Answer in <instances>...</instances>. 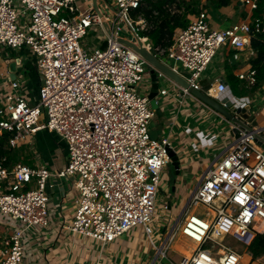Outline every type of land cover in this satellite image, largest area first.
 <instances>
[{"label": "built area", "instance_id": "2783aa9c", "mask_svg": "<svg viewBox=\"0 0 264 264\" xmlns=\"http://www.w3.org/2000/svg\"><path fill=\"white\" fill-rule=\"evenodd\" d=\"M111 1L118 13L107 15L99 9L114 37L107 35L93 9L80 12L78 0H0V47L28 48L41 81L39 101L32 105L21 93L18 78L0 80V87L7 90L0 94V136L10 133L8 147L14 149L48 131L65 142L68 153L60 172L23 163L11 166L7 157L0 158V217L16 225L0 264H24L25 234L49 227L47 188H52V177L73 181L76 208L66 227L73 235L105 247L141 229L151 247L148 264L166 260L167 264H241L243 254L228 240L240 242L248 253L256 235L264 233V149L251 133L241 132L208 165L174 224L170 225L168 215L158 216V197L172 147L168 138L152 137L155 111L148 95L140 92L154 67L117 40L124 38L121 33L131 22L128 16L144 0ZM262 1L241 0L252 11ZM134 24L137 33L149 28L142 17ZM97 27L106 34V47L84 48L83 39ZM261 31L264 13L252 25L238 23L216 31L202 11L169 49L142 39L161 60L171 61L175 72L181 66L190 75L191 89L200 91L203 73L223 46L244 50L254 33ZM158 79L171 82L160 72ZM246 79L249 88H255L256 71ZM171 84L177 86L175 96L181 103L191 97L211 109L190 90ZM211 85L207 95L226 109L236 112L244 107L227 97L225 82ZM158 96H168V91L159 89ZM161 207L164 214L172 211L168 201ZM159 218L165 221L164 227ZM179 237L194 247L176 262L169 254Z\"/></svg>", "mask_w": 264, "mask_h": 264}, {"label": "crops", "instance_id": "0c3cea01", "mask_svg": "<svg viewBox=\"0 0 264 264\" xmlns=\"http://www.w3.org/2000/svg\"><path fill=\"white\" fill-rule=\"evenodd\" d=\"M180 1L175 0L169 6L168 9L171 13L182 14L184 10L178 9ZM216 1L202 0L203 8L201 10V12H207L210 27L216 31L227 29L238 23L252 25L264 13L250 10L241 0L232 1L223 7H218ZM102 4H106V7L109 8L108 15L118 13L110 0H99L100 9ZM77 5L82 13L93 9L92 0H78ZM198 15H188L187 18L191 23ZM128 18L131 19L129 23L133 29H138L134 24L138 19L133 20L129 16ZM129 26L125 24L122 36L127 40L135 41V36L133 39L125 36V34L134 35ZM92 30L97 36V45L93 47L102 48L106 42L105 32L98 27ZM23 49L25 50L22 51ZM23 49L20 52L11 53L14 50L0 47L2 52L0 55V80L11 78L12 74L9 69L12 61L20 59L19 67H21L23 55L30 58L33 56L28 48ZM257 57L258 53L253 49L251 43L244 50H236L230 45H225L218 51L212 63L203 73L202 80H206L210 84L218 81L225 82L229 88L227 97L231 100L241 101L244 107L251 105L252 113L256 115L258 128L264 130V82L251 89L246 79L247 75L254 70L252 63ZM32 61L37 73L35 59L32 58ZM19 67L16 72L17 78ZM177 69L179 74H188L181 66H178ZM158 83L159 89L168 91V96H158L162 116L159 117L155 114L151 121L150 131H156L155 139L168 138L172 150L179 156L180 174H176L174 168V173H172L173 169L172 166L170 168V164L166 168L167 172L165 169L162 184V188L172 194L171 198L181 203L178 209L173 208L175 216L178 218L179 213L185 208L187 197L193 192L208 165L237 138L232 133V123L218 115L213 109L205 107L191 97L181 103V99L175 96L176 89L174 87H177L176 85L166 79H159ZM21 84L23 86L22 82ZM152 87V75L149 73L140 86V92L143 91L141 93L149 96ZM6 91V87H0V94H5ZM20 91L28 98L30 104L38 103L40 87H21ZM40 134L43 136L41 141L44 140V142L39 141L38 146L34 143L33 138L39 137ZM151 135L153 137L152 132ZM59 148H62L63 152H60ZM26 149H29L30 152L26 153ZM13 151H15L17 160L10 164L11 166L23 163L33 168L44 166L52 172H60L67 164L68 153L65 142L56 134L48 131L37 133L27 142L14 148ZM17 151L23 153L25 158L22 160L18 158ZM44 153L47 154V157H44ZM50 186L52 188H47L50 197V225L48 228H34L25 234L24 264H148L152 252L144 241L146 239L141 229H138V232L136 230L123 235L116 242L105 247L96 241L70 233L66 227L73 218L77 198L73 181L68 178L52 177ZM168 202L171 204L170 199ZM15 229L14 223L0 217V256ZM187 244L189 248L192 247V243ZM244 256L243 264H261L259 259L253 261L251 256L247 255L246 258Z\"/></svg>", "mask_w": 264, "mask_h": 264}, {"label": "trees", "instance_id": "16d2710c", "mask_svg": "<svg viewBox=\"0 0 264 264\" xmlns=\"http://www.w3.org/2000/svg\"><path fill=\"white\" fill-rule=\"evenodd\" d=\"M236 0H217V6L223 7L229 5ZM175 0H144L142 5L135 11L131 12L133 20L143 17L147 20L149 28L146 31L138 33L141 38H148L155 47L161 49H169L174 44L177 35L186 29L190 21L188 15L199 14L202 10V0H181L178 9H183L182 14L171 13L168 9ZM261 13L264 12V1L255 10ZM180 14V15H179ZM251 46L258 53V57L253 61V68L256 71L257 86L264 82V31L254 33ZM10 133H4L0 136V158L7 157L8 164H12L17 160L15 151L8 147V140L11 138ZM187 243H192L184 237H179L173 244V249L179 251L183 255L189 254L190 250ZM248 253L253 261L264 257V233L257 234L250 246Z\"/></svg>", "mask_w": 264, "mask_h": 264}, {"label": "water", "instance_id": "95a60500", "mask_svg": "<svg viewBox=\"0 0 264 264\" xmlns=\"http://www.w3.org/2000/svg\"><path fill=\"white\" fill-rule=\"evenodd\" d=\"M105 1V0H102ZM92 5L94 11L101 17L102 19V25L110 37H114L111 27L107 21H105V18L102 14V12L99 9V0H92ZM127 24L129 22L127 21ZM135 36V41L127 40L124 38H118L117 40L124 45L131 48L135 53H137L139 56H141L147 63H149L151 66L154 67V69L151 71L152 75V81H153V87L152 90L148 96L149 100L151 101V107L155 111V114L159 117L162 116L161 108L159 106L158 102V94H159V79H158V72L162 73L164 76H166L167 79H169L171 82L177 84L180 87H183L184 89L190 90V92L202 103L213 109L216 113L223 116L228 122L232 123L233 129L232 133L234 134L235 138H239L241 135V132H247L251 133L255 137L256 143L264 149V130L258 128V124L256 121V115H253L252 113V107L251 105H247L243 107L240 110H237L236 112H233L232 110L226 109L218 100H215L207 95V91L212 87V85L206 81H201V87L202 89L200 91H195L191 89V86L188 82V79L190 78L189 74H179L175 72L171 68V61H168L166 59H160L159 56H156L155 51L149 50L146 45L143 42V39L139 37L138 33L133 29V27L129 26ZM107 45V41L104 43V46L102 49H104ZM21 64V60L18 59L15 62H12L10 64V73L11 79L16 80V72L17 68ZM170 159H171V166L176 170V174H180V160L177 153L173 150H170L169 153Z\"/></svg>", "mask_w": 264, "mask_h": 264}, {"label": "rangeland", "instance_id": "374dc122", "mask_svg": "<svg viewBox=\"0 0 264 264\" xmlns=\"http://www.w3.org/2000/svg\"><path fill=\"white\" fill-rule=\"evenodd\" d=\"M110 2H111V4H114V2L113 1H111L110 0ZM110 4V3H109ZM107 5L106 4H102V6H101V9L105 12V14H109L110 13V10H109V8H107L106 7ZM114 6H115V4H114ZM115 8L117 9V7L115 6ZM115 9V10H116ZM129 17H131V15H129ZM92 31H94V30H92ZM92 31H90L89 33H88V35L83 39V41H82V45H83V47L84 48H86V49H91L93 46H95V45H97V36L94 34V32H92ZM122 35H124L123 33H122ZM99 36V35H98ZM125 36H127V37H129V38H131V39H133L134 38V35L133 34H129V35H127V34H125ZM25 49H23L22 51H24ZM21 50H17V51H11V53L12 52H20ZM25 55H23V58H22V66L21 67H19V69H20V71L18 72V78L20 79V81L23 83V87H40V78H39V76L37 75V73H36V71H35V68L33 67V61H32V58L33 59H35L33 56L30 58V57H24ZM141 92H143V91H141ZM37 96V95H36ZM152 132V134H153V138L155 139V135L154 134H156V131H151ZM42 134H40V136L39 137H34L33 139H34V143L35 144H38V146H39V141H41V139H42ZM41 142H44V140L43 141H41ZM41 144V143H40ZM60 149V152H63V149L62 148H59ZM24 151V150H23ZM18 152V158H20L21 160H22V158L24 159L25 158V155L22 153H20L19 151H17ZM22 152V151H21ZM29 153L30 151H29V149H26V153ZM44 155V157H47V154L46 153H44L43 154ZM203 168H204V165L202 166ZM170 168H171V165H170ZM172 169H173V167H172ZM166 172H167V169H166ZM172 173H174V169H173V172ZM164 174H165V171H164ZM165 187H167V186H165ZM169 187V186H168ZM191 195V194H190ZM190 195H189V197H190ZM171 196H172V194L170 193V191H167L166 189H164V188H162V191L160 192V194H159V197H158V204H159V207H158V209H157V213H158V216L160 215L163 219H164V216H167L168 215V220H169V222H170V225L172 226L173 224H174V222L176 221V216H175V213H174V211H173V208L174 209H178L179 208V206L181 205V203H179L177 200H173L172 198H171ZM189 197H187V200L189 199ZM169 199H170V202H171V206H172V211H173V213H172V211H171V213L170 214H164L163 212H162V210H163V208L161 207V205L162 204H164V203H166V201H169ZM179 200H181V199H179ZM176 212V211H175ZM181 213V212H180ZM179 213V214H180ZM163 219H161V218H159V223L162 225V227H164V220ZM155 225V224H154ZM137 230V231H136ZM136 230H134V231H136V232H138V229H136ZM145 239L146 240H144L147 244H148V246L150 247V245H149V243H148V240H147V238L145 237ZM228 242H229V244L237 251V252H239L240 254H243V256L245 255V256H247V255H249L250 256V254L249 253H245V247L240 243V242H238V241H236V240H228ZM151 248V247H150ZM169 256H170V258L171 259H173L174 261H178L182 256H183V254H181L179 251H177V250H173L170 254H169ZM244 256V257H245ZM246 258V257H245ZM244 258V259H245ZM259 262L261 263V264H264V257H262V258H260L259 259ZM168 263V261L166 260V261H164V264H167ZM241 264H243V262L241 263Z\"/></svg>", "mask_w": 264, "mask_h": 264}]
</instances>
